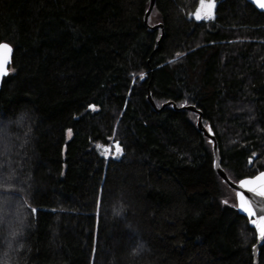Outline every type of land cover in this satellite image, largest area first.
Instances as JSON below:
<instances>
[{
	"label": "trees",
	"instance_id": "trees-1",
	"mask_svg": "<svg viewBox=\"0 0 264 264\" xmlns=\"http://www.w3.org/2000/svg\"><path fill=\"white\" fill-rule=\"evenodd\" d=\"M215 2L155 0L159 43L151 0H0V264H255L181 109L231 180L264 171V14Z\"/></svg>",
	"mask_w": 264,
	"mask_h": 264
},
{
	"label": "snow or ice",
	"instance_id": "snow-or-ice-1",
	"mask_svg": "<svg viewBox=\"0 0 264 264\" xmlns=\"http://www.w3.org/2000/svg\"><path fill=\"white\" fill-rule=\"evenodd\" d=\"M253 4L260 9H264V0H252ZM215 0H200V6L195 12V19H209L214 18ZM12 49L7 43L0 42V77L7 75L6 65L10 61V53ZM179 55V54H178ZM94 107V106H90ZM69 133L71 130H68ZM116 151H121L119 143L116 144ZM241 189H246L248 193H253L259 197H264V171H260L258 174L242 178L239 181ZM236 198L238 203L233 205L237 207L241 212L247 214L249 222L254 226L260 238H264V208H261L259 215L254 209L252 201L245 195L243 191L236 192ZM227 203V201H224ZM33 212L35 209L32 210Z\"/></svg>",
	"mask_w": 264,
	"mask_h": 264
},
{
	"label": "water",
	"instance_id": "water-1",
	"mask_svg": "<svg viewBox=\"0 0 264 264\" xmlns=\"http://www.w3.org/2000/svg\"><path fill=\"white\" fill-rule=\"evenodd\" d=\"M247 2L249 4H251L252 6H254L259 12L264 14V9H260L258 6L254 5L252 0H247ZM154 5H155V0H151L150 6H149V9H148V11H147V13L145 15V20L144 21H145V25L148 26V28L150 30H157V29H161L162 30V36H161V38L159 40V43H160V41L164 37V27H163V25L162 24H157V25H154V26H150L149 25V19H150L152 11L154 9ZM216 6H217V2H215L214 18H215ZM194 14H193L192 18L195 21H197V22H202V21H207L208 22V21L214 19V18H209V19L197 20V19H195V15ZM3 43H7V42H3ZM7 44L11 47L12 51L10 53V61L6 65V67L8 69L7 75H4V76L0 77V89L2 88L4 79L6 77H8V75L10 74V67L12 65L13 56H14V48H13V46L11 44H9V43H7ZM148 98H149V101L152 104V106L155 109H157V107L155 106V103H154L151 95H149ZM174 108L178 109L177 105H174ZM181 109L187 110V111H191V112H194V113L198 114L199 117H198L197 126H198L199 130L204 133V135L210 140V142L213 145V152H214V157H215L214 168H215L216 173L223 180V182L227 186H229L230 189H232L235 193L237 191H243L245 193V195L252 201L253 207L257 211V215H259L261 208H264V197H259V196L255 195L253 193H248L246 189H241L240 185H239V182H234L233 180H231L229 178V176L227 175V173L225 172V170L222 169L221 163H220V153H219V148H218V143H217L216 137H215L213 132H209V130L204 126L203 120H202V113L199 110H197L194 106H183ZM236 200H237V198H236ZM237 203H238V201H237ZM239 212H240V214L242 216H244L245 218H247L249 220V218L247 217V214L241 212L240 210H239ZM250 225L254 229V226L251 223H250ZM256 236H257V243H256V245L253 248V253H254V257H255V264H259V252H260V249L264 246V238H260L258 236L257 232H256Z\"/></svg>",
	"mask_w": 264,
	"mask_h": 264
},
{
	"label": "rangeland",
	"instance_id": "rangeland-1",
	"mask_svg": "<svg viewBox=\"0 0 264 264\" xmlns=\"http://www.w3.org/2000/svg\"><path fill=\"white\" fill-rule=\"evenodd\" d=\"M72 135V133L70 132L69 133V136H71ZM236 193L234 192V193H230V195H231V199H234V200H236V195H235Z\"/></svg>",
	"mask_w": 264,
	"mask_h": 264
}]
</instances>
